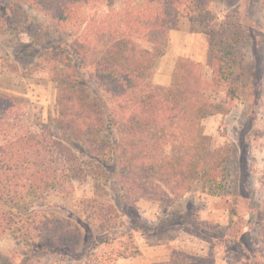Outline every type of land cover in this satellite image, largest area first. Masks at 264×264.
I'll use <instances>...</instances> for the list:
<instances>
[{"label":"trees","instance_id":"obj_1","mask_svg":"<svg viewBox=\"0 0 264 264\" xmlns=\"http://www.w3.org/2000/svg\"><path fill=\"white\" fill-rule=\"evenodd\" d=\"M183 18L208 37L210 71L180 56L169 84L156 85L168 33ZM0 25L41 50V65L58 87L55 116L30 128L24 121L34 104L0 82V237L11 231L28 245L18 264L50 259L64 249L56 238H76L64 228L51 234V224L40 218H16L15 209L28 199L70 192L79 174L76 156L50 124L85 143L99 162L113 164L124 200L143 194L174 200L195 187L233 198L226 227L238 234L233 152L214 146L203 124L207 116L228 113L249 89L246 37L234 15L220 17L211 0H0ZM258 181L264 187V168ZM256 190L248 207V245L228 237L245 264H264V204ZM137 223V230L154 231Z\"/></svg>","mask_w":264,"mask_h":264},{"label":"rangeland","instance_id":"obj_2","mask_svg":"<svg viewBox=\"0 0 264 264\" xmlns=\"http://www.w3.org/2000/svg\"><path fill=\"white\" fill-rule=\"evenodd\" d=\"M211 7L220 17L234 15L247 42L243 68L249 73V89L241 91L228 113L203 120L212 144L228 145L233 152L238 234L226 227L233 198L212 196L195 187L174 200L151 194L124 200L115 183L113 164L99 162L85 143L50 124L54 136L76 156L79 174L72 179L70 192L28 199L15 209L16 218H40L51 224V234L58 236L59 229L64 228L76 238L61 243L55 237L63 251L50 259L40 257L37 264H245L228 237H239L247 246L248 207L254 189L256 198L264 204V187L258 181L264 168V9L262 0H211ZM208 44L199 24L183 18L179 27L168 33L154 83L169 84L180 56L200 61L209 73ZM42 60L41 50L32 47L25 35L16 34L6 25L0 27V82L8 92L34 104L35 109L24 121L30 128L55 116L58 87L50 69L41 65ZM137 222L154 231L135 229ZM27 250V244L11 231L6 232L0 237V264L21 263Z\"/></svg>","mask_w":264,"mask_h":264}]
</instances>
